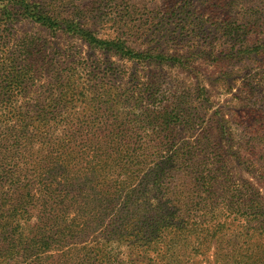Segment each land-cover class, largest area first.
<instances>
[{
    "label": "trees",
    "instance_id": "trees-1",
    "mask_svg": "<svg viewBox=\"0 0 264 264\" xmlns=\"http://www.w3.org/2000/svg\"><path fill=\"white\" fill-rule=\"evenodd\" d=\"M128 1L0 0V240H9L0 253L12 255L6 247L22 238L34 261L50 254L46 264H264V198L233 169L255 167L249 152L233 150L230 120L211 114L212 124L195 130L198 138L177 142L198 118L178 103L144 106L146 124L158 121L146 128L157 139L144 143L126 123L136 118L128 93L108 100L64 80L53 104L68 110L27 98L31 52L25 37L16 38V23L76 35L128 60L149 58L122 41L96 39L84 25L85 13L130 16ZM239 2L251 0H177L163 19L174 17L173 30L193 33L207 23L201 10L238 9L219 26L237 40L264 18L261 6ZM135 99L148 101L143 93ZM254 121L263 125L264 114ZM257 127L249 144L260 138Z\"/></svg>",
    "mask_w": 264,
    "mask_h": 264
},
{
    "label": "rangeland",
    "instance_id": "rangeland-1",
    "mask_svg": "<svg viewBox=\"0 0 264 264\" xmlns=\"http://www.w3.org/2000/svg\"><path fill=\"white\" fill-rule=\"evenodd\" d=\"M202 1L195 0L200 6ZM172 2L177 0H129L128 5L134 8L130 16L109 15L106 18L101 15L96 18L84 14L88 19L84 25L96 39L122 41L127 49L150 56L142 60L119 57L113 50L102 49L57 29L26 20L16 23V38L22 40L25 37L31 52L27 64L34 79L26 96L31 101H45V106L50 109L68 110L61 102L57 106L53 104L58 100L59 92L67 88L62 84L64 80L75 91L89 85L93 94H103L108 100L114 101L128 93L131 97L129 108L134 105L136 118L132 123L129 120L126 123L136 128L137 139L144 143L157 139L156 136L148 137L151 131L146 128L149 126L152 130L158 124V121L152 126L146 124V107L153 111L159 103L167 107L178 103L183 112L198 118L199 121L191 125L194 131L187 130L173 138L177 142L198 138L195 130L211 125V114L215 113L216 118L224 116L233 124V150H241L244 156L249 152L247 156H251L255 167L252 170L245 164H233L237 178L249 181L264 198V124L257 125L254 121L255 114H264V18L261 25L256 26L258 28L247 30L246 35L237 40L226 36L219 26L223 20L236 18L238 9L230 14L209 13L203 9L201 18L207 23L202 31L173 30L178 20L174 17L163 19L164 14L172 11ZM242 4L264 9V0ZM255 12L260 11L256 9ZM244 51L246 53L240 56L239 52ZM139 93H143L148 101L136 105L135 98ZM157 96L161 97L156 99ZM129 108H125V113ZM254 127L263 128V131L258 133L259 139L249 144L248 136ZM257 177L263 180L259 181ZM8 242L0 240V245ZM13 246L6 247L12 255L0 253V264H46L51 260L50 254H46L44 260L34 261L35 258L25 251L26 243L23 244L22 238Z\"/></svg>",
    "mask_w": 264,
    "mask_h": 264
}]
</instances>
